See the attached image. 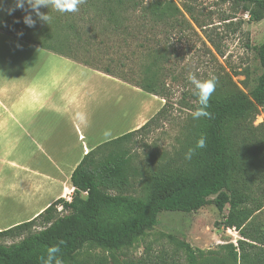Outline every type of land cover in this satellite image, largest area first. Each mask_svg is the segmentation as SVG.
I'll return each mask as SVG.
<instances>
[{"label": "rangeland", "instance_id": "1", "mask_svg": "<svg viewBox=\"0 0 264 264\" xmlns=\"http://www.w3.org/2000/svg\"><path fill=\"white\" fill-rule=\"evenodd\" d=\"M172 1L183 12L194 32H190L186 40L174 35L172 41H161L162 47L168 49V60L162 61L160 67L153 71L163 85L164 99L89 68L52 58L48 52L22 42L15 46L2 44L1 48L5 51H0L4 55L0 63V101L17 100L18 95L14 99L15 89L26 88L21 100L27 104L38 102L40 104L37 105L43 109L34 114L35 121L40 123L39 128L43 119H47V126L51 123L50 128L68 127L72 143L78 144L79 136H84L86 140L79 144L82 147L90 144L87 133L96 130L93 124L103 127L97 137L106 140L136 132L151 122L122 147L130 154L128 194L137 197L147 195L156 178L180 175L195 165L200 150L196 144L199 139L205 138L208 117L193 119V112L199 105L194 86L187 79L189 73L200 80L215 76L218 83L212 98L218 99L237 92H252L262 74L259 49L264 43V20L259 23L251 21L239 5L230 1ZM0 9L12 18L26 12V15H32L35 24L40 27L45 25L27 4L23 9L16 8V0H0ZM191 17L204 28L199 29ZM206 35L214 40L216 47ZM161 38L164 39V34ZM28 42L37 44L36 41ZM99 49L103 50L94 44L89 53L85 54L81 47L78 52L81 59L96 61L99 57L102 67L112 61L116 66L119 51L109 48L108 53L103 54L105 52ZM123 52L127 67L117 72L134 80L145 74L143 57L136 47L131 45ZM37 68L40 70L38 77L35 73ZM34 86H40L43 92L37 100L30 93ZM68 107L70 109L66 111ZM78 108L86 110L79 111L82 118L79 116L76 119L73 113L78 112ZM6 120V125L0 129V184L8 197L12 193L22 196L24 185H34L35 181L47 182L43 174H49L50 170L46 168L51 166L46 159L38 155L34 157L40 142L36 141L35 135H30L29 127L25 125V133L10 117L6 116ZM225 134L232 151L238 154L239 164L245 163L242 168L256 172L262 170L264 107H257L244 120L232 121ZM189 149H195L190 160L185 158ZM111 150L104 148L100 153L98 151V159L105 158ZM72 161L69 159V162ZM64 172L62 178L65 181L68 169ZM46 176L50 177V174ZM236 179L239 181L240 175ZM82 197L86 195L82 194ZM42 204L34 207L38 209ZM61 210L59 207L58 212L64 215ZM228 211L229 206L224 214L227 215ZM158 220L157 227L143 237L125 242L119 251H109L103 246H87L77 254L73 264H189L187 253L181 248L182 243L202 253L199 264H234L230 252L232 247H238L242 238L237 231L219 226L222 216L214 205L209 204L190 214L163 212ZM41 222L38 221L30 232L41 230ZM9 224L4 223L3 226ZM261 227L264 228V207L252 217L245 231L249 233ZM22 239L1 238L0 245L9 246Z\"/></svg>", "mask_w": 264, "mask_h": 264}, {"label": "trees", "instance_id": "2", "mask_svg": "<svg viewBox=\"0 0 264 264\" xmlns=\"http://www.w3.org/2000/svg\"><path fill=\"white\" fill-rule=\"evenodd\" d=\"M225 1L239 5L253 22L264 20V0ZM40 12L50 14L49 24L44 22L42 27L38 24L29 27L24 23L26 12L12 18L0 9V26L15 28L43 49L162 99L164 88L153 71L162 61L168 60V49L162 47L161 41H172L174 35L186 40L188 34L194 32L172 0H83L74 13H60L45 7H41ZM191 19L199 29L204 28ZM206 38L213 43L209 35ZM94 44L103 48L99 49L105 52L103 54L108 53L109 48L119 51L116 66L112 63L115 61L106 67L100 66L99 57L96 61L81 59L78 48L86 54ZM131 45L136 47L144 62L145 74L136 80L117 72L127 67L123 51ZM213 46L216 47L214 43ZM259 61L262 74L252 92H237L210 100L206 109L210 113L206 147L199 150L190 171L158 177L147 195L132 196L128 194L130 154L122 149L123 143L145 130L151 122L136 132L109 141L89 152L71 175L74 188L71 203L60 199L31 222L0 232V239L23 237L19 243L0 245V264H45L49 249L57 246L59 251L52 264H73L77 254L87 246L119 251L125 242L143 237L157 227L161 213L190 214L209 204L222 216L219 226L237 231L242 238L237 248L232 247V262L264 264V228L245 231L252 217L264 207V167L259 172L242 168L245 163L239 164L238 154L232 151L225 134L232 121L244 120L257 107H264V43L259 49ZM104 148L112 150L105 158L98 159ZM211 197L215 199L210 200ZM227 206L229 211L225 215ZM59 207L64 215L58 212ZM38 221H42L41 230L30 232ZM181 248L185 249L189 264H199L203 256L200 251L187 243H182Z\"/></svg>", "mask_w": 264, "mask_h": 264}, {"label": "crops", "instance_id": "3", "mask_svg": "<svg viewBox=\"0 0 264 264\" xmlns=\"http://www.w3.org/2000/svg\"><path fill=\"white\" fill-rule=\"evenodd\" d=\"M25 38L28 40H25ZM29 40L34 41L30 38H27L15 28L10 27L8 29H5V27L0 26L1 52L2 50H4V48H1L3 47L2 44L9 43L10 45L13 44L15 46L19 42H22L27 46L33 47L35 49L38 48L40 50L48 52L49 54H51L50 56L52 58H59L66 62L75 63L84 68H89L102 75L113 78L119 82H122L123 84L131 85L117 78L103 74L70 58L43 49L37 44L28 42ZM3 59L4 55L0 54V63L3 62ZM38 68L35 72L37 74V77L38 75L40 76V70L38 71ZM0 72H2V70H0ZM18 73L22 72L18 71ZM32 77L36 78L35 76ZM39 87L34 86L32 91H30V93L34 96L33 98L36 100L43 93L40 91ZM15 90L17 91L14 92V99L16 98V95H18L17 100H13L11 102L0 101V129L3 128L7 123L6 116L10 117L17 125V127L25 133L27 131L25 125L28 126L30 129V135H35L36 141L40 142V145L37 146L38 153L35 154L34 157H37L38 155L40 158H44L48 163H50V168L45 167L47 171L50 170V177L46 176L49 174H43V176L47 178L45 179L47 180V182H45L44 180L39 182L35 181L34 185H24V189L22 191L24 193L22 194V196L14 195L12 193V196L8 197L6 195L7 193L4 189V186L0 184V232L9 230L21 224L31 222L58 200L64 199L70 194H74V188L71 185L70 179L71 175L83 160V158L89 152L103 145V143L105 144L108 141L115 140L112 138L101 140L99 137H97V135L101 133L103 129V127L97 125V123L93 124L92 126L93 128H96V130L87 133L90 143L89 146L83 145L82 147L79 144L83 143V141L86 140L84 136H79L78 144L72 143L73 141H71L68 127L64 128L63 126H61L59 128H50L48 126H51V123H48L47 126V119H43V124L39 128L38 124L40 123L35 121L36 118H34V114H37L41 110H43L37 105L40 103L37 102L33 104H27L26 102L21 100L23 91H26V88L21 89L19 87ZM69 109L70 107L66 108L65 110L68 111ZM81 109L82 108H78V112L75 111L73 113L74 115H76V119H78L79 116L80 118H82L79 111L84 112L86 110ZM22 123L25 124L23 125ZM69 159H72L73 161L69 162ZM64 169H68V172H66L68 175L65 181L62 178L65 174ZM15 199L18 200L15 201ZM38 203L43 204L40 208L36 209L34 206H37L36 204ZM4 223L10 224L7 226H3Z\"/></svg>", "mask_w": 264, "mask_h": 264}, {"label": "clouds", "instance_id": "4", "mask_svg": "<svg viewBox=\"0 0 264 264\" xmlns=\"http://www.w3.org/2000/svg\"><path fill=\"white\" fill-rule=\"evenodd\" d=\"M83 3V0H16V8L23 9L25 4L32 9L36 16L49 24L51 20L50 14H43L40 12L41 7L48 9H53L60 13H74L79 10V5ZM15 9H12L14 11ZM24 23L33 27L35 25V20H33L32 15H26L24 17ZM187 79L194 86V95L197 97L199 107L193 112V119H200L201 117H208L210 113L206 111L209 107V102L212 98L213 93L216 90L218 80L215 76H211L209 79L200 80L193 73H189ZM206 147L205 138H201L197 141L196 148L203 149ZM195 149H189L185 155L186 159H191L194 154ZM59 251V247H52L49 249V255L45 264H52V260L55 258V253Z\"/></svg>", "mask_w": 264, "mask_h": 264}, {"label": "built area", "instance_id": "5", "mask_svg": "<svg viewBox=\"0 0 264 264\" xmlns=\"http://www.w3.org/2000/svg\"><path fill=\"white\" fill-rule=\"evenodd\" d=\"M65 200L68 202V203H71L72 202V195H68Z\"/></svg>", "mask_w": 264, "mask_h": 264}, {"label": "bare ground", "instance_id": "6", "mask_svg": "<svg viewBox=\"0 0 264 264\" xmlns=\"http://www.w3.org/2000/svg\"><path fill=\"white\" fill-rule=\"evenodd\" d=\"M148 113V112H147ZM135 117V116H134Z\"/></svg>", "mask_w": 264, "mask_h": 264}]
</instances>
